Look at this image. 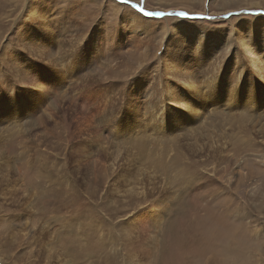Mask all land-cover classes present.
Here are the masks:
<instances>
[{"label":"rangeland","instance_id":"1","mask_svg":"<svg viewBox=\"0 0 264 264\" xmlns=\"http://www.w3.org/2000/svg\"><path fill=\"white\" fill-rule=\"evenodd\" d=\"M115 1L0 0V264H264V78L234 54L264 58V0H130L167 14L136 30ZM176 55L188 122L152 87Z\"/></svg>","mask_w":264,"mask_h":264},{"label":"bare ground","instance_id":"2","mask_svg":"<svg viewBox=\"0 0 264 264\" xmlns=\"http://www.w3.org/2000/svg\"><path fill=\"white\" fill-rule=\"evenodd\" d=\"M88 1V0H87ZM93 1V0H92ZM96 1V0H95ZM111 1V0H110ZM166 0H158V2L159 3H164ZM77 2H80V0H77ZM114 2V1H113ZM230 2H235V3H237V0H222V3L223 4H226V3H230ZM41 3V2H40ZM110 3V2H109ZM167 3V2H166ZM256 4H258V3H256ZM110 5V4H109ZM107 8V7H106ZM113 8L115 9V11H118V12H120L121 10H123V13H122V15H121V21H123V23L124 22H126V23H124V25H128V26H132V29H134V30H136V29H140V28H144V29H148L149 27H151L150 26V23H152L151 21H154V22H156V20H151V19H149V18H145L144 16H142L141 14H138L137 13V11H135L133 8H131V7H129V6H127V5H123V4H120L119 2H117V1H115V5L113 6ZM108 9V8H107ZM106 10V9H105ZM239 19H242V18H239ZM168 20V19H167ZM183 20V19H182ZM182 20H180L179 22H177L176 24H175V28H176V31H184V32H186L187 34H190V32H189V30H192V29H190V27L188 26V25H186ZM263 21H262V23H260L258 26H256V25H254V28H256L254 31H256L257 33H261V31H262V33L264 32L263 31V27H262V24H263V22H264V18L262 19ZM182 22V23H181ZM250 22V21H249ZM252 24H253V22L251 23L250 22V24H247V22H241L240 24H239V26L240 27H244V28H247V30H252L251 29V26H252ZM175 28H174V30H175ZM207 28V27H206ZM206 28L204 27V28H201L202 30H201V34H205L206 33V36H204V37H206L207 38V36L209 35V33L210 32H207L206 31ZM240 30H242V28L240 29ZM175 31V32H176ZM180 31V32H181ZM195 31V30H194ZM137 32V31H136ZM180 32H178V33H180ZM189 32V33H188ZM192 32V31H191ZM241 32V31H240ZM255 32V33H256ZM241 34L243 35V32H241ZM250 35H251V33H249ZM35 36V35H34ZM190 36H191V38L193 37V38H195L196 37V34H194V35H191L190 34ZM252 36V35H251ZM241 37V36H240ZM38 39V38H37ZM201 38H199L198 40H197V43H196V51H194V56H195V54L196 55H198V57H200L203 61L207 58V55L209 54V53H213V52H216V49H217V46L218 45H212V43H208V44H206V43H204V42H202V41H200V43H198V41L200 40ZM262 40H264V39H262L261 38V41ZM238 41V40H237ZM259 41H260V39H259ZM258 41V42H259ZM48 42V41H47ZM242 43V42H241ZM214 44V43H213ZM40 45V44H39ZM182 45V44H181ZM180 45V46H181ZM261 45V44H260ZM41 46V45H40ZM50 46V45H49ZM258 45H257V42L256 41H250L249 43H242L241 44V46H240V48L237 50V51H235L234 52V54H239L238 56H236L240 61L241 60H246V63H249V64H251L253 67H254V69H255V71H257L258 72V74L260 75V77L259 78H264V58L262 57L263 55H262V53H261V50H258V52H257V47ZM44 47V46H43ZM214 47H216V49L214 48ZM51 48V47H50ZM182 48V47H181ZM208 48H210V50H207ZM213 49L215 50V51H213ZM261 49V48H260ZM178 51H180V50H178ZM177 51V52H178ZM189 51H190V49H189ZM48 52H50V51H48ZM182 52V51H181ZM192 53H193V51H192ZM42 54L43 55H45L46 53L45 52H42ZM41 54V55H42ZM179 54V53H178ZM183 54V53H182ZM187 54V53H186ZM241 55V56H240ZM262 55V56H261ZM176 57V59H177V61H181V58L183 59V64H182V61H181V64H180V62H179V65H176L175 67H173L172 68V74H175V75H172L170 78H166L165 80H163V81H161V83H160V79H158V77H157V82L155 83L156 85H153L152 87H153V91L154 92H156V93H158V95L159 94H163L164 95V98L168 101V105L170 106L169 108H171V110H173V111H175V108H177L175 105L177 104V103H180V105H181V107H183L184 108V113H182V116H183V118H184V122H188L187 120H190L191 119V116L193 115V114H195V113H193L194 111H192L193 110V108H192V106L191 105H195V104H191V97L189 98V97H187V94H186V97H185V99H183L182 97H179V99H180V101L179 100H176L177 98V96L176 95H180L179 93H178V91H177V89H178V85H177V80H179V81H181V80H183V81H185V83H186V80L190 83V85L193 83L194 84V88H195V83H194V77L190 74V73H188V72H186V70L184 69L186 66H188V64L189 63H186V60L184 59L185 58V56L184 55H182L181 57L180 56H178V55H176L175 56ZM180 57V58H179ZM189 58V57H188ZM56 62V61H55ZM202 62H200V64H201ZM218 64H221V59H219L214 65H213V68H214V66L215 67H217V65ZM240 64V63H239ZM178 69H180L179 71V73L178 72H176V70L178 71ZM214 69H216V68H214ZM240 69V68H239ZM169 70H170V67H169ZM29 72V71H28ZM220 72V71H219ZM233 72V71H232ZM32 73V72H31ZM178 73V74H177ZM188 74V76H189V78H186L185 76V74ZM36 74V73H35ZM54 74H56V73H54ZM236 74V73H235ZM59 75V74H58ZM234 75V74H233ZM34 76V75H33ZM38 76V75H37ZM36 76V77H37ZM195 76V75H194ZM177 77H179V78H177ZM160 78V77H159ZM208 78V77H207ZM233 78V77H232ZM197 80V79H196ZM206 80V79H205ZM209 81V80H208ZM233 81V80H232ZM246 81V80H245ZM263 81V80H262ZM198 82V81H197ZM234 82V81H233ZM264 82V81H263ZM239 83V82H238ZM65 84V83H64ZM210 84H212V82L210 83ZM249 84V83H248ZM49 85V84H48ZM181 85V84H180ZM189 85V84H188ZM251 85V84H250ZM186 86H187V84H186ZM217 86V85H216ZM237 86V85H236ZM249 86V85H248ZM253 86V85H252ZM166 87H168L169 88V90L167 91V92H165L164 91V89L166 88ZM184 87V86H183ZM233 87V86H232ZM45 88V87H44ZM186 88V87H185ZM216 89V88H215ZM213 90V88L211 89V91ZM192 91V90H191ZM196 91V90H195ZM198 91V90H197ZM218 91V90H217ZM185 92V91H184ZM189 92V91H188ZM194 92V91H193ZM229 92V91H228ZM178 93V94H177ZM220 93V92H219ZM184 94V93H183ZM191 94V93H190ZM196 94V93H195ZM198 94V93H197ZM135 95V94H134ZM182 95V94H181ZM193 95V94H192ZM194 96V95H193ZM212 97V96H211ZM163 98V99H164ZM215 98V97H214ZM220 98V97H219ZM211 99V98H210ZM148 100V99H147ZM203 100V99H202ZM205 100V99H204ZM166 101V102H167ZM206 101V100H205ZM165 102V103H166ZM219 102V101H218ZM214 103V102H213ZM163 104V103H162ZM210 104V103H209ZM139 105V104H138ZM165 105V104H164ZM167 105V106H168ZM206 105V104H205ZM199 106V105H198ZM201 106V105H200ZM213 106V105H212ZM2 107H3V105H2ZM147 107V106H146ZM149 107H151V106H149ZM204 107V106H203ZM207 107H208V105H207ZM215 107V106H214ZM167 108V107H166ZM180 108V107H179ZM200 108H202V107H200ZM199 108V109H200ZM163 109V108H162ZM195 109V108H194ZM197 109V108H196ZM215 109V108H214ZM217 109V108H216ZM137 110V109H136ZM152 111V110H151ZM168 111V110H167ZM168 113V112H167ZM199 113L197 112V115H198ZM204 114V113H203ZM200 115V114H199ZM198 115V116H199ZM179 117V116H178ZM29 118V117H28ZM11 119V118H10ZM174 119V118H173ZM146 121H147V119H146ZM112 122V121H111ZM161 122V121H160ZM165 122L166 121H164V123H161V125L160 126H162L163 125V128L165 127L164 125H165ZM172 124H173V126L175 125H177V121L176 122H174L173 120H172V122H171ZM188 124V123H187ZM115 125V124H114ZM118 125V124H117ZM139 126L137 125V127L136 128H138ZM203 127V126H202ZM113 127H111L108 131H111V130H113L112 129ZM179 128L177 127V130H178ZM115 130V129H114ZM124 130V129H123ZM119 131V130H118ZM162 131V130H161ZM210 131V130H209ZM215 131V130H214ZM122 132V131H121ZM129 133V132H128ZM191 134H189L188 136L189 137H191V138H196V136H198V133H200V132H195L194 130L193 131H191L190 132ZM106 135V134H105ZM125 135V134H124ZM201 135H204L205 137L206 136H209L210 137V139L212 138V136H211V133L210 132H204V133H201ZM218 135V134H217ZM110 136V135H109ZM126 137V136H125ZM187 137V136H186ZM185 138V137H184ZM208 138V137H207ZM135 140V139H134ZM138 142V141H137ZM213 142V141H212ZM218 142V141H217ZM204 143H205V141H204ZM215 143V142H214ZM213 143V144H214ZM219 143V142H218ZM221 143V142H220ZM137 144V143H136ZM195 144H197V141L196 140H192V142H188L187 143V146L189 147V148H192V147H194L195 146ZM223 144V143H222ZM180 146V145H179ZM201 147V146H200ZM203 148V147H202ZM195 156V155H194ZM157 161V160H156ZM120 162V161H119ZM135 162V161H134ZM172 162H178V160L176 159V158H172ZM234 162V161H233ZM234 163H236V162H234ZM233 163V164H234ZM248 164V163H247ZM245 166H246V162H240L239 161V163L236 165V168H235V170L236 171H234L233 169H232V175L231 176H233V175H235L234 177H231V179L233 178V186H234V188H236V187H240V185H241V183L244 181V180H249V181H251L250 180V173H247L246 171H245ZM234 173V174H233ZM256 173V172H255ZM258 173V172H257ZM249 178V179H248ZM238 192V191H237ZM234 193H235V191H234ZM223 222V221H222Z\"/></svg>","mask_w":264,"mask_h":264},{"label":"snow or ice","instance_id":"3","mask_svg":"<svg viewBox=\"0 0 264 264\" xmlns=\"http://www.w3.org/2000/svg\"><path fill=\"white\" fill-rule=\"evenodd\" d=\"M121 3H123V4H129L130 3V0H121ZM131 7L133 9L137 10L138 12L142 13L146 17H152V16L160 17V16L167 15L166 13H158V12L145 11L144 7H142L141 5H138V4H131ZM176 15L186 16L187 14L186 13H177Z\"/></svg>","mask_w":264,"mask_h":264}]
</instances>
